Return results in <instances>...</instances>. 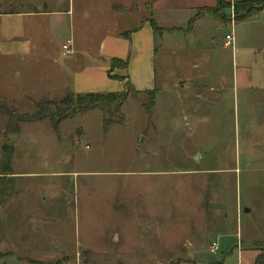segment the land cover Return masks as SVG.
<instances>
[{
	"label": "rangeland",
	"instance_id": "374dc122",
	"mask_svg": "<svg viewBox=\"0 0 264 264\" xmlns=\"http://www.w3.org/2000/svg\"><path fill=\"white\" fill-rule=\"evenodd\" d=\"M126 1L0 0L1 13H52L31 17L29 56H0V165L10 143L15 177L0 205V261L257 264L264 260V57L242 50L245 39L241 47L235 41V55L222 50L218 40L229 28L212 39L219 65L208 64L216 56L210 38L206 46L189 41L178 66L162 51L154 93L128 97L124 124L107 132L98 110L57 129L29 119L38 98L51 112L62 106L72 70L95 59L100 37L139 25L145 9L125 12ZM246 1L252 10L264 2ZM223 16L226 24L239 21L231 4ZM253 32L264 42L261 29ZM203 34L194 32L201 41ZM67 37L76 52L63 56ZM202 59L204 66L192 67ZM181 72L189 78L175 84ZM219 72L220 80L199 77Z\"/></svg>",
	"mask_w": 264,
	"mask_h": 264
},
{
	"label": "crops",
	"instance_id": "0c3cea01",
	"mask_svg": "<svg viewBox=\"0 0 264 264\" xmlns=\"http://www.w3.org/2000/svg\"><path fill=\"white\" fill-rule=\"evenodd\" d=\"M233 1L238 0H223V2L231 4ZM134 5L135 1L131 3V0H129V3L126 1L125 8L121 6L120 9H124L125 12L128 13L135 11L136 8H138V12H140V8L142 10L145 9L144 14L140 13L138 15V21H140L139 25L123 31V33L131 31L128 37L121 35L122 33L116 30L107 32V34L100 37L101 45L95 53V59L91 62L84 63V66H82L83 68L79 69V71L72 70L71 88H69L68 91H72L76 94L123 91L124 85L122 81L113 80L107 76L109 61L115 57L126 61L127 66L125 69H118L116 70L117 72L111 73L112 76L118 75L126 77L130 84L138 91L156 90L155 64L162 51L169 52L168 58L171 66H178L183 60L179 53L183 47H185V49L188 48L187 43L189 41L192 45L203 43L202 45L206 46L205 43L208 42L210 38L209 47L215 50L216 56H212V62L208 64L219 65L221 56L217 53L219 50L216 51L215 46H218L216 40L212 39L216 38L215 34L217 32L224 31L225 29L227 30L228 28L230 29V25L223 23L221 19H214L213 16L207 12V10L217 7V0H140V7ZM198 10L202 11V15L195 20L192 29L186 31L190 21L189 19L192 18ZM69 11L70 10H67L65 15L68 14ZM55 12L58 13V15L63 14L61 10ZM50 15H52L51 11L48 12L46 10L35 11L34 13L20 11L17 13H0V56H13L17 54L29 56L32 52L31 46L33 45L30 38H32L31 35L33 32L36 31L31 17L45 16L46 19V17ZM148 19H152L156 23L159 31H155L151 27ZM198 27L204 31L203 41H201L200 36H198V38L194 36V32ZM256 27L258 30L261 29L264 32V7L258 10L255 15L235 22L234 44L235 41L236 43L238 41V47H241L242 41L244 39L247 40L246 46L243 48L241 47V49L248 51L255 59H257V57L260 59V56L263 55L264 57V42L260 41L259 38H255L253 29ZM25 33L28 34L25 35ZM257 34L258 36H264L261 32ZM68 38L69 37L66 39ZM223 39L224 36L218 40V43L222 46V50L227 48H224L222 45ZM250 42L252 44H250ZM74 52H76L75 49L72 50L71 55H73ZM234 52L235 47L232 51L233 55H235ZM165 57L166 56L162 57L163 62ZM206 61L205 59L194 61L192 67H202L205 65ZM184 75L187 74L181 72V74L176 77L174 83L177 84L179 80L184 78L188 80V75ZM221 75H223L222 72H219L210 76L201 74L199 77H203L205 81L211 78H218V80H220ZM82 77H85L86 81L82 85H79L78 82ZM68 91L60 93L67 94ZM41 100L42 97L33 100V102L37 104V102ZM1 249L5 248L1 247ZM0 264H19V262L11 257H3Z\"/></svg>",
	"mask_w": 264,
	"mask_h": 264
},
{
	"label": "trees",
	"instance_id": "16d2710c",
	"mask_svg": "<svg viewBox=\"0 0 264 264\" xmlns=\"http://www.w3.org/2000/svg\"><path fill=\"white\" fill-rule=\"evenodd\" d=\"M217 7L207 10L214 19L223 18V11L225 8L229 7L231 3L223 2V0H217ZM236 13L237 18L244 19L252 15H255L258 10L264 7V2L260 4L255 10H252L250 3L246 0L233 1L232 4ZM1 13V12H0ZM15 13V12H10ZM241 13V14H240ZM240 14V16L238 15ZM202 15V11L198 10L192 18H190L186 31H190L193 27L195 20ZM151 27L155 31H159L156 23L152 19H148ZM131 32V31H130ZM130 32H124L121 35L128 37ZM127 62L119 58H112L109 61V69L107 71V76L113 80H119L123 82V91H116L112 93H95L87 92L84 94H76L72 91H68L67 94L61 98L60 102L62 106L58 108L57 111L51 112L47 107L43 106L39 102L36 104V110L33 113L30 120H50L52 126L57 129L59 123L63 120L73 119L76 115H81L92 110H98L101 112L102 120V131L107 132L108 128L114 124H124L126 117L121 111L122 105L128 97L134 96L135 93H151L155 90L138 91L135 87L130 84L129 80L124 76H112L111 73L115 67L125 69ZM150 112H148L149 114ZM13 114L10 115L12 118ZM24 118L17 119L14 124L17 126L18 122H22ZM28 120V119H27ZM1 150L3 151V159L1 161V172H0V205H2L8 197L14 193V173L10 167L11 159L13 156V146L9 143L3 145ZM257 264H264V260L260 261L259 257L256 260Z\"/></svg>",
	"mask_w": 264,
	"mask_h": 264
},
{
	"label": "built area",
	"instance_id": "2783aa9c",
	"mask_svg": "<svg viewBox=\"0 0 264 264\" xmlns=\"http://www.w3.org/2000/svg\"><path fill=\"white\" fill-rule=\"evenodd\" d=\"M230 25V29L225 33L224 39H223V47L230 48L232 51L234 50L235 44H234V19L232 18ZM72 41L71 39H67V41L61 46V55L67 56L72 53ZM218 248V243L214 241L209 246V252L214 253Z\"/></svg>",
	"mask_w": 264,
	"mask_h": 264
}]
</instances>
